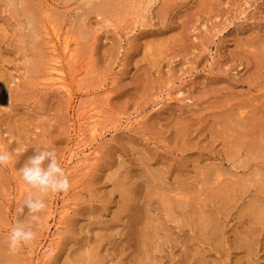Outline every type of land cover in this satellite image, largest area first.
Segmentation results:
<instances>
[{"label": "rangeland", "instance_id": "rangeland-1", "mask_svg": "<svg viewBox=\"0 0 264 264\" xmlns=\"http://www.w3.org/2000/svg\"><path fill=\"white\" fill-rule=\"evenodd\" d=\"M102 1L0 0V150L12 155L0 167V264L14 259L5 249L11 226L30 221L26 207L20 217L16 208L33 191L19 170L35 146L54 148L70 187L44 198L36 238L13 254V264H78L75 248L83 246L102 264H264V125L258 115L251 117L257 124L245 118L246 111L264 113L256 106L264 104V0ZM217 114L224 130L235 128L238 120L229 118L237 114H246L240 129H260L254 135L248 127L233 129L238 134L226 128L228 137H212L220 131ZM144 169L158 172L157 180ZM123 198L130 213L120 206ZM143 231L152 239L141 261Z\"/></svg>", "mask_w": 264, "mask_h": 264}, {"label": "bare ground", "instance_id": "bare-ground-1", "mask_svg": "<svg viewBox=\"0 0 264 264\" xmlns=\"http://www.w3.org/2000/svg\"><path fill=\"white\" fill-rule=\"evenodd\" d=\"M24 1H25V0H24ZM101 1H102V0H101ZM19 2H22V3H23V1H19ZM102 2H103V1H102ZM7 3H8V2H7ZM22 3H21V5H22ZM100 3H101V2H100ZM8 4H9V3H8ZM8 4H7V5H8ZM19 4H20V3H19ZM103 4H104V3H103ZM103 4H102V6L105 7ZM106 4H107V3H106ZM26 5H27V4H26ZM100 5H101V4H100ZM11 6H12V5H11ZM14 6H15V5H14ZM14 6H13V7H14ZM22 6H24V5H22ZM27 6H28V5H27ZM96 6H98V5H96ZM107 6H108V4H107ZM25 7H26V6H25ZM103 7L98 6V8H101V9H102ZM108 7H109V6H108ZM19 8H21V9L23 10L22 7H19ZM28 8H30V7L28 6ZM16 9H17V8H16ZM31 9H32V8H31ZM105 9H106V8H105ZM25 10H27V9H25ZM25 10H24V11H25ZM13 11H14V10H13ZM20 11H21V10H20ZM27 11L30 12V9L27 10ZM27 11H26V13H27ZM32 11H33V10H32ZM32 11H31V12H32ZM20 13H21V12H20ZM22 13H23V12H22ZM26 13H25V15H26ZM35 13H36V12H35ZM13 14H14V13H13ZM32 14H34V13H32ZM32 14H31V15H32ZM31 15H30V13L27 14V16H29V17H30ZM27 16H26V17H27ZM31 19H33V18H31ZM23 20H25V21L27 20V21H28L29 19H25V18L22 17V21H23ZM27 21H26V23H27ZM34 21H38V20H34ZM23 22H24V21H23ZM29 22H30V21H29ZM30 23H33V22L31 21ZM22 24H23V23H22ZM29 25H30V24H29ZM34 26H35V25H34ZM36 27H37V26H36ZM38 27H39V26H38ZM38 27H37V28H38ZM31 28H32V26H31ZM34 28H35V27H34ZM28 29H29V28H28ZM32 29H33V28H32ZM32 29H31V30H32ZM2 30H3V29H2ZM31 30H29V32H30ZM39 30H40V28H39ZM3 31H4V30H3ZM29 32H27L26 34L28 35ZM31 32H32V31H31ZM37 32H38L39 34H41L39 31H37ZM38 33H37V34H38ZM34 34H35V33H34ZM32 35H33V34H32ZM30 36H31V35H30ZM30 36L28 35V36H26V37L29 38ZM22 37H24V35H23ZM36 37H37V36H36ZM36 37H35V38H36ZM28 38H27V39H28ZM31 38H32V37H31ZM22 39H23V38H22ZM25 39H26V38H25ZM25 39H24V40H25ZM29 39H30V38H29ZM29 39H28V40H29ZM32 39H33V38H32ZM38 39H40V38L38 37ZM24 40H23L22 42H24ZM30 40H31V39H30ZM34 40H35V39H34ZM65 40H66V39H65ZM25 41H26L25 43H28V42L30 43V44H29V45H30L29 47L31 48V41H28V42H27V40H25ZM37 41H39V40H37ZM35 42H36V41H35ZM36 43H37V42H36ZM38 43H39V42H38ZM38 43H37V44H38ZM64 43H65V42H64ZM37 44H36V45H37ZM36 45H35V46H36ZM33 46H34V44H33ZM66 46H67V45H66ZM25 47H26V46H25ZM29 47L27 46V48H29ZM36 47L38 48V46H36ZM40 47H41V46H40ZM263 47H264V46H263ZM27 48H26V49H27ZM30 48H29V49H30ZM67 48H68V47H67ZM29 49H28V50H29ZM31 49H32V48H31ZM31 49H30V50H31ZM41 49H42V48H41ZM41 49L38 48L39 51H40ZM30 50H29V51H30ZM262 50H264V48H263ZM23 51L25 52V50H23ZM26 51H27V50H26ZM33 51H34V50H33ZM33 51H32V54H33ZM36 51H37V49H36ZM42 51H43V49H42ZM69 51L71 52V48H70ZM73 51H74V49H73ZM67 52H68V49H67ZM74 52H75V51H74ZM262 52H264V51H262ZM38 53H39V52H38ZM29 54L31 55V53H29ZM35 54H36V52H35ZM39 54H40V53H39ZM68 54H69V56H70V54H71V56L73 55L72 53H69V52H68ZM37 55H38V54H36V56H37ZM261 55H263V54L261 53ZM33 57H35L34 54H33ZM40 57H41V56H40ZM40 57H39V58H40ZM263 57H264V56H262V59H260V57H259V60H263ZM30 58H31V57H30ZM42 58H43V57H42ZM31 59H33V58H31ZM31 59H30V60H31ZM37 59H38V58H37ZM30 60L28 59L29 63H30ZM33 61H34V60H33ZM34 62H36V61H34ZM37 62H38V60H37ZM39 62H41V60H40ZM41 63H43V62H41ZM30 64H31V63H30ZM35 65H36V67H37L38 64H35ZM42 65H44V63H43ZM42 65H40V66L38 65V66L41 68ZM31 66H32V65H31ZM31 66L29 65V67H31ZM39 67H38V68H39ZM262 67H263V69H264V66H262ZM31 68H32V67H31ZM29 69H30V68H29ZM30 70L33 71V69H30ZM42 70H43V69H41V71H42ZM34 71H35V70H34ZM39 71H40V69H39ZM36 72H37V71H35V73L33 72V74H36V75H37L38 72H37V73H36ZM3 78H4V77H3ZM2 80H3V79H2ZM3 81H5V80H3ZM23 85H24V84H23ZM4 86H5V85H4ZM23 87H27V86H23ZM233 105H234V104H233ZM260 105H261V107H263L264 104H262V102H261L260 104L257 103L256 106H259V107H260ZM261 107H260V109H261ZM234 108H237V106H236V107L234 106ZM238 108H239V107H238ZM238 108H237V109H238ZM263 108H264V107H263ZM263 108H262V109H263ZM240 109H241V108H240ZM240 109H239V112L236 111V113L242 114V111H243V110L240 111ZM252 109H255V108L253 107ZM257 109H258V107H256V110H257ZM262 109H261V110H258V111H262ZM232 111H233V110H232ZM249 111H250V112H253L252 110H249ZM229 112H230V111H229ZM229 112H228V111L225 112V113H228L227 116H230ZM240 112H241V113H240ZM246 112H247V114H249L250 116L247 115V117H245V116H246V114H245V116H244V115H242V116L240 115V118H238L239 115L237 114V117H236V116H231V118H229V119H232V117H233L234 120H238V121H235V122H237V124L239 123V124H240V127H239V125H237V124L232 120V121L235 123V124H234L235 128H233V129H235V130L237 129L238 133H239V132L242 133L241 130H246L247 127H248V126H247L246 129H245V128H244V129H240L241 127L244 126V125L241 126V125H242L241 123L244 124L245 121L243 122V120H246V119H243L242 122H241V117H243V116H244L245 118H247V119H248V117H249V119H251V120H249V119L246 120V123L250 122L251 124H252V123L255 124V123H256L255 121H257V123L260 122V123H259L260 125H262V124L264 125V113L261 112L263 117L261 116L260 118H258V116L261 115L260 112H259V113H260V114H259V113H255V111H254V113H252V114H253L252 116H251V114H250L248 111H246ZM225 113H224V114H225ZM230 113H231V112H230ZM234 113H235V111H234ZM234 113H232V115H235V114H236V113H235V114H234ZM243 113H244V112H243ZM214 115H215V114H214ZM222 115H223V114H222ZM255 115H256V116L258 115L257 118L259 119V121H258L257 118L255 117ZM1 116H2V115H1ZM1 116H0V117H1ZM223 116H224V115H223ZM227 116H226V117H227ZM253 116H254L255 118H254ZM217 117H218V114H217L214 118L212 117V120H215V121H213V122H219L218 124L216 123V124L218 125V127H219L220 124H221L220 122H222V121H220L222 116L219 117L220 119L218 118L219 120L216 119ZM234 117H236V118H234ZM244 117H243V118H244ZM251 117L255 119V121H254V119H253V121H254L255 123L252 122V118H251ZM237 118H238V119H237ZM262 118H263V119H262ZM3 119H4V118H3ZM8 119H9V118H8ZM8 119H7V120H8ZM239 119H240V120H239ZM216 120H217V121H216ZM260 120H262L263 123H262ZM247 121H248V122H247ZM9 122H10V121H9ZM17 122H18V121H17ZM23 122H24V121H23ZM19 123H22V122H19ZM24 123H25V122H24ZM257 123H256V124H257ZM6 124H7V123H6ZM9 124H11V123H9ZM178 124H179V123L174 124V125L178 126ZM224 124H225V123H224ZM251 124H250V125H251ZM23 125H24V124H20V126L24 129ZM174 125H172V126L174 127ZM183 125H184V124H183ZM213 125H214V124H213ZM213 125H212V127H215V128L217 127V126H215V125L213 126ZM236 125H237V126H236ZM260 125H259V126H260ZM6 126H7V125H5V127H6ZM10 126H11V125H10ZM187 126H188V125H187ZM187 126H186V127H187ZM225 126H226V125H225ZM229 126H231V125H229ZM229 126H227L226 128L228 129ZM15 127H16V126H15ZM17 127H19V125H18ZM173 127H172V128H173ZM179 127H180V125L178 126V129H177L176 131H179V130H180ZM181 127H182V125H181ZM181 127H180V128H181ZM183 127H184V126H183ZM221 127H223V126H221ZM221 127H219V129H220L219 132H220V133L218 132V133L216 134L217 130L215 131V130L213 129V130L215 131V134L212 133L210 136H212V137H217L218 135L224 133V135L227 134L225 137H228L229 133H226V134H225V132H223V131H225V130H227V129L224 127V128H225V130H224V129H222ZM237 127H238V128H237ZM174 128H175V127H174ZM174 128H173V129H174ZM176 128H177V127H176ZM188 128H189V127H188ZM188 128H187V130H189ZM231 128H232V127H231ZM231 128H229V129H230V131L232 132L233 129L231 130ZM256 128H257V127H256ZM256 128H253V129H252V125H251V128L248 127V130L250 131V129H252V131H250L251 134L256 135L257 133L254 132ZM10 129H11V131L13 130L12 127H11ZM18 129H19V128H17V130H18ZM181 129H183V128H181ZM219 129H218V130H219ZM257 129H260V128H257ZM262 129H263V128H262ZM262 129H261V130H262ZM6 130H7V129H6ZM17 130H16V131H17ZM20 130H22V129H20ZM183 130H184V129H183ZM208 130H211V129H208ZM213 130H212V131H213ZM235 130H234L233 132H234L235 134H238L237 131L235 132ZM253 130H254V131H253ZM8 131H9V130H8ZM8 131H7V132H8ZM16 131H15V132H16ZM184 131H185V130H184ZM212 131H211V132H212ZM221 131H222V132H221ZM13 132H14V130H13ZM22 132H23V131H22ZM208 132H209V131H208ZM231 132H230V134H232ZM245 132H246V131H245ZM250 132H249V133L247 132L246 134L250 135ZM253 132H254V133H253ZM258 132H259V130H258ZM260 132H264V130H263V131H260ZM260 132H259V133H260ZM18 133H21V132L19 131ZM177 133H178V134H176V135H178V137H179V135H180V138H181V134H179L180 131L177 132ZM209 133H210V132H209ZM241 133L239 134V136H241ZM11 134H12V133H11ZM243 134H244V133H243ZM246 134H244V136H242L243 139H244V137L246 138V136H245ZM233 135H234V134H233ZM248 135H247V136H248ZM259 135H260L259 137L261 138V137H262L261 133H260ZM182 136L184 137V135H182ZM250 136H251V135H250ZM252 136H253V135H252ZM234 137H235V135H234ZM237 137H238V136H237ZM237 137H236V138H237ZM254 137H255L254 139H257L256 136H254ZM259 137H258V138H259ZM180 138H178V139H180ZM219 138L222 139L220 136H219ZM230 138H231V141L233 142L232 139H234V138H233L232 136L229 137V139H228V138H227V139L225 138L224 141H226V143H229V142H227V141H229ZM236 138H235V139H236ZM240 138H241V137H239V139H238L239 142H240ZM247 138L249 139V137H247ZM223 139H224V137H223ZM241 139H242V138H241ZM243 139L241 140V141H242L241 143L244 142ZM250 139H252V138H250ZM254 139H253V140H254ZM181 140H182V138H181ZM261 140H263V138H261ZM221 141H222V140H221ZM248 141H249V140H247V142H248ZM249 142H250V141H249ZM249 142H248V143H249ZM255 142L258 143V140H255ZM259 142H261L260 139H259ZM222 143H223V141H222ZM224 143H225V142H224ZM236 143L238 144V142H236ZM220 144H221V143H220ZM237 144H236L235 146H237ZM251 144H252V143H251ZM224 145H225V144H221V147L224 146ZM227 145H228V146L231 145L230 148L232 147V144H226V145L224 146L225 148L223 147V149L227 150V149H228V148H226ZM244 145H245V144H244ZM244 145H243V146H244ZM246 145H247V144H246ZM246 145H245V146H246ZM4 146H5V145H4ZM34 146H35V145H34ZM233 146H234V145H233ZM238 146H239V145H238ZM238 146H237V147H238ZM243 146H241V147H243ZM237 147H236V148H237ZM241 147H240V148H241ZM246 147H247V146H246ZM253 147H255V146H253ZM258 147H259V146H258ZM238 148H239V147H238ZM260 148H261V147H260ZM232 149L235 150L234 148H231V150H232ZM244 149H245V147H244ZM247 149L249 150V146L247 147ZM254 149H255V148H254ZM254 149L252 148V150H254ZM261 149L264 150L263 147H262ZM261 149H259V150H261ZM225 150H223L222 153L227 154V153L229 152V150H228L227 152H226ZM233 150H232V151H233ZM252 150H251V151L249 150V151L252 152ZM259 150H256V151H259ZM224 151H225V152H224ZM235 151H236V150H235ZM243 151H245V150H243ZM249 151H248V152H249ZM254 151H255V150H254ZM233 152H234V151H233ZM246 152H247V151H246ZM250 152H249V154H250ZM254 153L257 154V155H255V156L257 157V156H258V152H254ZM228 155H230V154H227V156H228ZM193 156H194V155H193ZM224 156H225V155H224ZM231 156H233V155H231ZM190 158H191V157H190ZM194 158H195V157H194ZM225 158H226V157H225ZM259 158H260V157H259ZM155 159H156V158H155ZM155 159H154V160H155ZM160 159H161V158H160ZM163 159H164V158H163ZM157 160H159V159H157ZM195 160H196V158H195ZM160 161H161V160H160ZM191 161H194V160H191ZM232 161H233V160H232ZM194 162H195V161H194ZM194 162H193V163H194ZM146 163H147V162H146ZM146 163H145V164H146ZM161 163H162V162H160V166H162L163 164H166V163H168V162H165V163H163V164H161ZM193 163H192V164H193ZM195 163H197V162H195ZM145 164H144V166H146ZM148 165H149V164H148ZM148 165H147V168H148ZM158 165H159V164H158ZM193 165H194V164H193ZM206 165H207V164H206ZM139 166H140V165H139ZM149 166H150V165H149ZM180 166H181V165H180ZM208 166H209V164H208ZM208 166H204L203 169H206V168H207V170H209V169H208ZM210 166H212V165L210 164ZM210 166H209V168H210ZM155 167H156V166H155ZM155 167H153V168H155ZM157 167H158V166H157ZM162 167H164V165H163ZM162 167H160V170H161V173L164 174L165 171H164V172H162V171L165 170V169H162ZM173 167H174V165H173ZM193 167L196 168L197 166H195V165L192 166V169H193ZM198 167H199V166H198ZM212 167H213V166H212ZM214 167H215V166H214ZM143 168H144V167H143V165H142V169H143ZM145 168H146V167H145ZM153 168H152V169L150 168L148 171H151V170L154 171ZM166 168H167V167H166ZM139 169H140L141 172H142V169H141V168H139ZM139 169H138V171H139ZM156 169H157V168H156ZM158 169H159V167H158ZM175 169H176V168H175ZM177 169H178V168H177ZM181 169H183V167H182ZM144 170H145L144 172H145L146 175H145V174H143V175L147 176V179H151V182H152V181L154 182L155 180H157L156 177H154V175H157L158 172H154V173H157V174H154V175H152V174H151V175H148V174H147V173H148L147 169H144ZM171 170H172V169H171ZM194 170H195V169H194ZM210 170H211V169H210ZM125 172H126V171H125ZM146 172H147V173H146ZM123 173H124V172H123ZM152 173H153V172H152ZM159 173H160V171H159ZM161 173H160V175H162ZM184 173H185V172H184ZM120 174H122V172H121ZM126 174H128V173H126ZM141 174H142V173H141ZM165 174H166V173H165ZM123 175H124V174H123ZM157 177H159V176H157ZM162 177L164 178V176H162ZM121 178H122V177H121ZM123 178H124V179H123ZM123 178H122V179L125 181V175H124ZM163 178H162V179H163ZM147 179H146V180H147ZM143 180H144V178H143ZM159 180H160V179H158V181H159ZM124 181H123V182H124ZM148 181H149V180H148ZM120 182H121V180H120ZM126 182H127V181H125V183H126ZM145 182H146V181H145ZM149 182H150V181H149ZM161 182H162V181H161ZM222 183H226V184H227L228 182L225 181V182H222ZM222 183H220V184H221V186L223 187L224 184L222 185ZM120 184H121V183H120ZM122 184L125 185L124 183H122ZM153 184H154V183H153ZM159 184H160V183H159ZM161 184H162V183H161ZM161 184H160V185H161ZM164 184H165V185H164V188L166 187L165 190H167V187H168V189L172 187L171 185H170V186H169L168 184L166 185L165 182H164ZM229 184H230V183H229ZM229 184H228V185H229ZM126 185H127V183H126ZM146 185H147V184H146ZM160 185H159L158 187H160ZM231 185H233V183H232ZM150 186H152V184H151ZM263 186H264V185H263ZM263 186H262V187H263ZM124 187H126V186H124ZM132 187H133V185H132ZM145 187H147V186H145ZM161 187H163V184H162ZM176 187H177V186H176ZM218 187H219V189H218V188H217V189L220 191L221 188H220L219 185H218ZM231 187H232V186H231ZM130 188H131V187H129L128 189H130ZM133 188H134V187H133ZM156 188H157V187H156ZM164 188H163V189H164ZM173 188H175V186H174ZM223 188H224V187H223ZM128 189H127V190H128ZM176 189H178V188H176ZM224 189H227V186H226ZM228 189H231V188L228 187ZM228 189H227V190H228ZM232 189H233V187H232ZM146 190H147V189H146ZM153 190H154V189H153ZM153 190H152V191H153ZM155 190H156V189H155ZM169 190H170V189H169ZM171 190H172V189H171ZM122 191H123V190H122ZM130 191H131V190H130ZM130 191H129V192H130ZM157 191H158V190H157ZM163 191H164V190H163ZM261 191H263V190H261ZM126 192H127V191H126ZM126 192L124 191V192H122V193H123V194L125 193V195H126V194L128 193V192H127V193H126ZM132 192H133V191H131V193H132ZM144 192H145V191L143 190V193H144ZM148 192H149V191H148ZM148 192H147V193H148ZM158 192L160 193V191H158ZM131 193H130V194H131ZM134 193H135V192H134ZM139 193H140V191H139ZM152 193H153V192H152ZM152 193H149L150 196H149V195H148V196H149V197H152V196H151ZM156 193H157V192H156ZM260 193H261V192H260ZM136 194H137V193H136ZM162 194H163V193H162ZM262 194H264V192H263ZM127 195H128V194H127ZM146 195H147V194H146ZM146 195L144 194V195H142V196L145 197ZM152 195H153V194H152ZM154 195H155V193H154ZM154 195H153V196H154ZM156 195H157V194H156ZM158 195H159V194H158ZM175 195L177 196V194H175ZM131 196H132V195H131ZM133 196H134V195H133ZM133 196L131 197L132 199H134ZM137 196L139 197V195H137ZM148 196H147V197H148ZM159 196H160V195H159ZM178 196H179V198L181 197V195H179V194H178ZM178 196H177V197H178ZM125 197H126V196H125ZM143 197H142V198H143ZM262 197H263V196H262ZM131 198H130V199H131ZM145 198H146V197H145ZM123 199H124V198H123ZM126 199H127V198H125L124 201H122V202H123V203L126 202V201H127ZM146 199H147V198H146ZM148 199L151 200V198H148ZM121 200H122V199H121ZM162 200H163V199H162ZM164 200H165V199H164ZM167 200H168V199H167ZM146 201H147V200H146ZM151 201H152V200H151ZM119 202H120V201H119ZM122 202H121V203H122ZM127 202H128V201H127ZM144 202H145V201H144ZM153 202H155V201H153ZM153 202H152V203H153ZM162 202H163V201H162ZM164 202H165V201H164ZM121 203H118V206H119ZM129 203H130V202H129ZM132 203H133V202H132ZM150 203H151V202H150ZM259 203H260V202H259ZM263 203H264V202H263ZM147 204H149V202H147ZM153 204H154V203H153ZM128 205H129V206H128ZM145 205H146V204H145ZM154 205H155V204H154ZM120 206H122L121 208L123 209V211H124L125 213H130V212H131V205H130V204L124 203V205L121 204ZM176 206H177V205H176ZM144 207H147V205L144 206ZM261 207H262V206H261ZM263 207H264V206H263ZM263 207H262V208H263ZM147 208H149V207H147ZM155 208H156V207H155ZM167 208H168V207H167ZM259 208H260V207H259ZM149 209H150V208H149ZM153 209H154V208H153ZM255 209H256V208H254V211H256ZM120 210H121V209H120ZM138 210H139V209H138ZM147 210H148V209H147ZM151 210H152V209H151ZM262 210H263V209H262ZM133 211H134V210H133ZM144 211H146V210H144ZM152 211H153V210H152ZM120 212H122V211H120ZM120 212H119V213H120ZM135 212H136V209H135ZM141 212H142V211H141ZM141 212H140V213H141ZM165 212H166V211H165ZM202 212H203V211H201V213H202ZM261 212H264V211H261ZM146 213H147V212H146ZM150 213H151V211H150ZM150 213L148 214V216L153 215V214H154V211H153V213H152L151 215H150ZM203 213H204V212H203ZM252 213H256V212H252ZM121 214H122V213H121ZM197 214H198V212L196 213V216H197ZM136 215H137V214H136ZM205 215H206V214H205ZM209 215H210V214H209ZM213 215H214V214H213ZM259 215H260V211H259ZM145 216H146V215H145ZM196 216H195V217H196ZM210 216H211V217H210V218H211V221H213L214 219L212 218V215H210ZM128 217H129V216H128ZM153 217H154V216H153ZM197 217H198V216H197ZM208 217H209V216H208ZM261 217H262V216H261ZM134 218H135V217H134ZM136 218H137V217H136ZM141 218H142V217H141ZM148 218H150V217H148ZM204 218H205V217H204ZM98 219H99V218H98ZM198 219L201 220V221H203V219H202L201 217H198ZM256 219H257V218H256ZM256 219H255V221H256ZM263 219H264V217H263ZM129 220H130V219H129ZM137 220L139 221L140 219H137ZM142 220H143V219H142ZM153 220H154V219H153ZM193 220H194V219H193ZM216 220H217V219H216ZM250 220H252V219H250ZM258 220H259V218H258ZM261 220H262V218H261ZM118 221H119V220H118ZM130 221H133V222H134L135 220H130ZM136 222H137V221H136ZM140 222H141V220H140ZM140 222H139V223H140ZM194 222H195V221H194ZM198 222H199V221H198ZM198 222L196 221L195 224H197ZM205 222H206V221H205ZM249 222H250V221H249ZM251 222H252V221H251ZM253 222H254V221H253ZM134 223H135V222H134ZM145 223H146V222H145ZM149 223H150V221H149ZM199 223L201 224L202 222H199ZM199 223H198V225H200ZM208 223H209V222H208ZM213 223L216 225V221H215V220H214ZM111 224H112V223H111ZM111 224H110V225H111ZM130 224H131V223H130ZM151 224H152V223H151ZM160 224H161V229L164 228V229L166 230V228L163 226V223L161 222ZM116 225H117V224H116ZM143 225H144V224H143ZM147 225H148V223L145 224V226H147ZM154 225H155V224H153V226H154ZM203 225H204V224H203ZM209 225H210V224H209ZM209 225H208V226H209ZM215 225H214V226H215ZM249 225H250V224H248V226H249ZM149 226H150V224H149ZM149 226L147 227L148 229H149ZM151 226H152V225H151ZM201 226H202V225H201ZM201 226H200V227H201ZM208 226H206V227H208ZM217 226H218V225H217ZM251 226H252V224H251ZM134 227H135V226H134ZM141 227H142V226H141ZM154 227H155V226H154ZM159 227H160V226H159ZM210 227H211V225H210ZM218 227H219V226H218ZM253 227H254V226H253ZM130 228H131V227H130ZM130 228H129V229H130ZM132 228H133V227H132ZM151 228H152V227H151ZM155 228H156V227H155ZM202 228H204V227H201V232H202ZM129 229H128V230H129ZM134 229H135V228H133V230H134ZM145 229H146V228H145ZM204 229H205V228H204ZM204 229H203V231H204ZM206 229H207V228H206ZM215 229H217V228H215ZM248 229H249V230H252V227H251V229L248 227ZM131 230H132V229H131ZM139 230H140V229H139ZM142 230H143V229H142ZM151 230H153V229H151ZM198 230H199V229H198ZM210 230H211V229H210ZM213 230H214V229H213ZM218 230H219V229H218ZM246 230H247V229H246ZM145 231H146V230H145ZM219 231H220V230H219ZM219 231H218V234H219ZM247 231H248V230H247ZM252 231H253V230H252ZM255 231H256V229H255ZM140 232H141V231H140ZM128 233H129V232H128ZM128 233H126V235H128ZM133 233L135 234V231H134ZM143 233H145V235H141V234L138 235V236L140 237V238L138 239L139 250H140V252L142 253V255L139 256V257L141 258V261H142L144 258H147L148 254H149V251H150V249H151V247H150V243H149L150 241L148 242V240H151V239H152V238H150V239L147 240V239L145 238V237H147V236H146V233H147V232H144V231H143L142 234H143ZM153 233H156V234H157V232H155V231H154ZM153 233H152V234H153ZM206 233H207V232H206ZM209 233H210V232H209ZM211 233H212V235L215 234V233H213V231H211ZM254 233H255V232H254ZM129 234H130V233H129ZM149 234H151V233H149ZM149 234H148V235H149ZM131 235H132V236H131ZM216 235H217V234H216ZM130 236H131L130 238H132V237L134 238L135 235H133V234L131 233ZM149 236H150V235H149ZM214 236H215V235H214ZM247 236H248V235H247ZM153 237H157V236H155V234H154ZM127 238H129V237H127ZM133 238H132V241H133ZM239 238H240V237H239ZM128 240H130V239H128ZM251 240H253V239H251ZM130 241H131V240H130ZM130 241H127V239H126V243H128V242H130ZM242 241H243V239H242ZM249 241H250V239H249ZM134 242H135V238H134ZM237 242H238V241H237ZM244 242H246V241L244 240ZM252 242H253V241H252ZM233 243H234V242H233ZM6 244H7V243H6ZM135 244H136V243H135ZM239 244H240V243H239ZM236 245H237V244H236ZM236 245H235V246H236ZM242 245H243V244H242ZM246 245H247V242H246ZM246 245L244 244L243 246H246ZM250 245H251V244H250ZM255 245H256V244H255ZM6 246H7V245H6ZM6 246H5V249H9V248H6ZM81 246H82V245H81ZM81 246H80V247H81ZM95 246H96V244H95ZM95 246H93V247H95ZM133 246H134V245H133ZM238 246H239V245H238ZM238 246H236V247H238ZM1 247H2V245H1ZM87 247H88V246H87ZM93 247H91V248L93 249ZM137 247H138V246H137ZM240 247H242V246H240ZM252 247H253V246H252ZM81 248H82V247H81ZM81 248L79 249V247H78V248L76 247V248H75V251H76L77 249L80 250V252H78V256H77V257L80 259V261H81L82 264H102V262H104V259H103V258H102V260H103L102 262H101V260H100L101 257L99 256V258H98V256H97L98 253H96V254H97V255H96L97 257H96V256H94V254H91V253H92L91 250L89 251V250H87V249H84V251H83V250L81 251ZM83 248H84V246H83ZM83 248H82V249H83ZM85 248H86V247H85ZM88 248H90V247H88ZM133 248H134V247H133ZM242 248H243V247H242ZM1 249H2V248H1ZM1 249H0V250H1ZM3 249H4V248H3ZM85 250H87V252H86ZM136 250H137V249H136ZM136 250H134V251H136ZM141 250H142V251H141ZM247 250L250 251L248 248H247ZM251 250L253 251V249H251ZM75 251H74V252H75ZM88 251H89V252H88ZM7 252H8V251H7ZM76 252H77V251H76ZM90 252H91V253H90ZM96 252H99V251H96ZM136 252L138 253L139 251H136ZM141 253H139V254H141ZM246 253L251 254V251H250V252H246ZM3 254H5V253H2V255H3ZM7 254H8V257H9L10 253L8 252ZM7 254H6V255H7ZM90 254H91V255H90ZM106 254H107V253H106ZM6 255H3V256H6ZM70 255H72L71 257H74L76 254L73 255V253H71ZM107 255H108V254H107ZM11 256L14 257V259H15V256H13V254H12ZM248 256H249V255H248ZM71 257H70V258H71ZM104 257H105V256H104ZM139 257L137 256V259H138ZM0 258H1V257H0ZM10 258H11V257H9V259H10ZM75 258H76V257H75ZM14 259H13V261H11L12 264H13V262L15 261ZM134 259H135V258H134ZM2 260L4 261L5 259L3 258ZM6 260H8V259H6ZM71 260H73V259L71 258ZM77 260H78V259H77ZM77 260H76V261L74 260V261L77 262ZM135 260H136V259H135ZM0 261H1V260H0ZM9 261H10V260H9ZM80 261L78 260V264H81V263H79ZM106 261H107V259H106ZM138 261L140 262V260H138ZM11 262H10V264H11ZM16 263H17V262H16ZM66 263L69 264V262H66ZM70 263L72 264L71 261H70ZM134 263H135V262H134ZM137 263H138V262H137ZM1 264H2V263H1ZM8 264H9V263H8ZM138 264H139V263H138Z\"/></svg>", "mask_w": 264, "mask_h": 264}, {"label": "clouds", "instance_id": "clouds-1", "mask_svg": "<svg viewBox=\"0 0 264 264\" xmlns=\"http://www.w3.org/2000/svg\"><path fill=\"white\" fill-rule=\"evenodd\" d=\"M12 160L10 152L0 150V167H5ZM47 161V164L45 162ZM22 181L33 191L30 192L16 208L17 216L24 214L25 207L30 217L28 223L17 219L9 230V251L15 254L22 246L36 238L34 225H39L41 213L46 210L45 197L49 193H60L69 190L70 183L64 168L58 163L54 150L35 146V155L30 157L19 170Z\"/></svg>", "mask_w": 264, "mask_h": 264}]
</instances>
